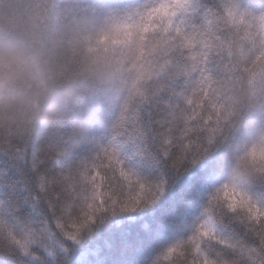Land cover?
I'll return each instance as SVG.
<instances>
[{
	"label": "snow or ice",
	"instance_id": "6c2138e0",
	"mask_svg": "<svg viewBox=\"0 0 264 264\" xmlns=\"http://www.w3.org/2000/svg\"><path fill=\"white\" fill-rule=\"evenodd\" d=\"M4 49L44 94L53 67L84 87L0 132V264H112L99 225L153 208L234 134L227 179L178 234L138 224L143 246L169 237L141 264L177 246L179 264H264V0H0Z\"/></svg>",
	"mask_w": 264,
	"mask_h": 264
},
{
	"label": "trees",
	"instance_id": "16d2710c",
	"mask_svg": "<svg viewBox=\"0 0 264 264\" xmlns=\"http://www.w3.org/2000/svg\"><path fill=\"white\" fill-rule=\"evenodd\" d=\"M113 3H134L136 0H111ZM237 136L234 134L226 140H222L198 164L187 171L180 173H168V191L161 201L151 209L143 212L119 214L109 217L101 223L97 229L99 239L114 242L109 259L112 264H141L167 243V235L153 241L150 245L143 246L142 238L138 234L137 226L144 220H155L162 216L172 221V228L179 233L185 221H189L198 210L201 195L211 188L223 183L228 176L231 160L234 157V147ZM145 173L150 169H144ZM193 175L199 177L193 185ZM179 208V213L174 209ZM182 258L181 249L177 246L167 258L159 256L160 264H179Z\"/></svg>",
	"mask_w": 264,
	"mask_h": 264
},
{
	"label": "clouds",
	"instance_id": "9594fccd",
	"mask_svg": "<svg viewBox=\"0 0 264 264\" xmlns=\"http://www.w3.org/2000/svg\"><path fill=\"white\" fill-rule=\"evenodd\" d=\"M16 56L19 53L0 50V132L7 129L28 131V110L33 103L46 106V111L41 114L43 119L52 110L47 107L52 94H59L65 103H71L76 92L84 87L79 83L65 86L59 70L53 67L49 74V93L44 94L30 63L13 59Z\"/></svg>",
	"mask_w": 264,
	"mask_h": 264
}]
</instances>
